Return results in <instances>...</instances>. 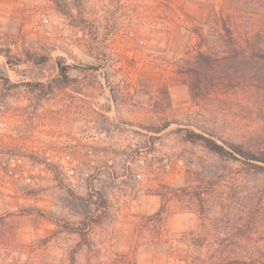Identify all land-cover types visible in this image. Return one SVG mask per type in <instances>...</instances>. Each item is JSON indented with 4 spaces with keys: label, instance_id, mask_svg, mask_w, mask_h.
<instances>
[{
    "label": "rangeland",
    "instance_id": "obj_1",
    "mask_svg": "<svg viewBox=\"0 0 264 264\" xmlns=\"http://www.w3.org/2000/svg\"><path fill=\"white\" fill-rule=\"evenodd\" d=\"M223 2L0 0V264H183L264 207V174L188 140L264 149L254 88L191 90Z\"/></svg>",
    "mask_w": 264,
    "mask_h": 264
},
{
    "label": "trees",
    "instance_id": "obj_2",
    "mask_svg": "<svg viewBox=\"0 0 264 264\" xmlns=\"http://www.w3.org/2000/svg\"><path fill=\"white\" fill-rule=\"evenodd\" d=\"M205 24V34L195 29L199 49L191 64L194 95L202 96L217 87L254 88L264 110V0H224L218 12L208 14ZM60 71L67 78L66 68L60 67ZM188 140L212 155L240 161L264 174V149H245L227 141L219 144L197 133H189ZM259 204L260 198L259 203L254 197L248 199L247 225L224 233L227 239H206L209 229L204 225L198 232L188 233L191 239L182 242L183 264H264V207ZM254 233L258 240H252Z\"/></svg>",
    "mask_w": 264,
    "mask_h": 264
},
{
    "label": "built area",
    "instance_id": "obj_3",
    "mask_svg": "<svg viewBox=\"0 0 264 264\" xmlns=\"http://www.w3.org/2000/svg\"><path fill=\"white\" fill-rule=\"evenodd\" d=\"M137 178H140V176L138 175Z\"/></svg>",
    "mask_w": 264,
    "mask_h": 264
},
{
    "label": "water",
    "instance_id": "obj_4",
    "mask_svg": "<svg viewBox=\"0 0 264 264\" xmlns=\"http://www.w3.org/2000/svg\"><path fill=\"white\" fill-rule=\"evenodd\" d=\"M92 69H94V67H91Z\"/></svg>",
    "mask_w": 264,
    "mask_h": 264
}]
</instances>
